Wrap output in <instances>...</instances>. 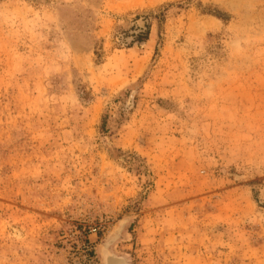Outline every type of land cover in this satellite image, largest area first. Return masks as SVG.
Instances as JSON below:
<instances>
[{"label": "rangeland", "instance_id": "rangeland-1", "mask_svg": "<svg viewBox=\"0 0 264 264\" xmlns=\"http://www.w3.org/2000/svg\"><path fill=\"white\" fill-rule=\"evenodd\" d=\"M110 260L264 264V0H0V264Z\"/></svg>", "mask_w": 264, "mask_h": 264}, {"label": "bare ground", "instance_id": "bare-ground-1", "mask_svg": "<svg viewBox=\"0 0 264 264\" xmlns=\"http://www.w3.org/2000/svg\"><path fill=\"white\" fill-rule=\"evenodd\" d=\"M17 235V234H16ZM116 263H119L118 261L116 260H110L109 264H116Z\"/></svg>", "mask_w": 264, "mask_h": 264}]
</instances>
